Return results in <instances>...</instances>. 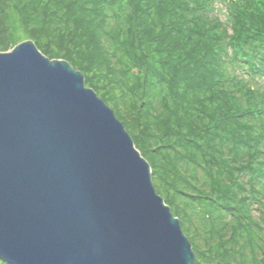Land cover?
I'll return each instance as SVG.
<instances>
[{"label":"trees","instance_id":"1","mask_svg":"<svg viewBox=\"0 0 264 264\" xmlns=\"http://www.w3.org/2000/svg\"><path fill=\"white\" fill-rule=\"evenodd\" d=\"M221 4L225 20L212 0H0V50L32 38L84 73L195 264H264V0Z\"/></svg>","mask_w":264,"mask_h":264},{"label":"water","instance_id":"2","mask_svg":"<svg viewBox=\"0 0 264 264\" xmlns=\"http://www.w3.org/2000/svg\"><path fill=\"white\" fill-rule=\"evenodd\" d=\"M85 85L81 70L31 38L0 50L1 256L12 264H195L149 161Z\"/></svg>","mask_w":264,"mask_h":264},{"label":"rangeland","instance_id":"3","mask_svg":"<svg viewBox=\"0 0 264 264\" xmlns=\"http://www.w3.org/2000/svg\"><path fill=\"white\" fill-rule=\"evenodd\" d=\"M215 0H212V2H214ZM219 1H223V2H227L229 0H218ZM218 13V15L220 16L221 19L225 20L226 19V6L222 5L220 3L217 4V9L216 11ZM225 13V14H224ZM224 22V21H222ZM225 23V22H224ZM231 31V29H229ZM236 70L238 69L237 67L235 68ZM240 70V69H239ZM262 82H264V77L261 79Z\"/></svg>","mask_w":264,"mask_h":264}]
</instances>
